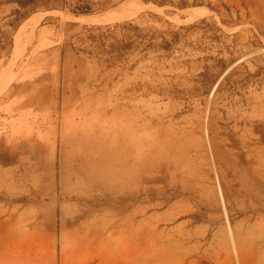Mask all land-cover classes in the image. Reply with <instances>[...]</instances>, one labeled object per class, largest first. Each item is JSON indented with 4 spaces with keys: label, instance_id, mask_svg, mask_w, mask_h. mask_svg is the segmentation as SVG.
Returning <instances> with one entry per match:
<instances>
[{
    "label": "rangeland",
    "instance_id": "1",
    "mask_svg": "<svg viewBox=\"0 0 264 264\" xmlns=\"http://www.w3.org/2000/svg\"><path fill=\"white\" fill-rule=\"evenodd\" d=\"M0 264H264V0H0Z\"/></svg>",
    "mask_w": 264,
    "mask_h": 264
}]
</instances>
